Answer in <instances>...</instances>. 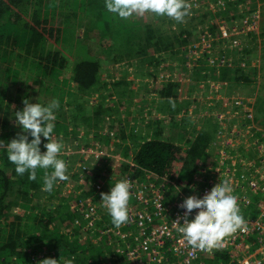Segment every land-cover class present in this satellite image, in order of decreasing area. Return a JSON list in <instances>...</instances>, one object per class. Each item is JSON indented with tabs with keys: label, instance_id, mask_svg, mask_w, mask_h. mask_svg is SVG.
Returning a JSON list of instances; mask_svg holds the SVG:
<instances>
[{
	"label": "trees",
	"instance_id": "1",
	"mask_svg": "<svg viewBox=\"0 0 264 264\" xmlns=\"http://www.w3.org/2000/svg\"><path fill=\"white\" fill-rule=\"evenodd\" d=\"M190 1L193 10H200L204 6L209 9L207 12L197 13L190 20L184 21V17L182 22H176L166 16H156L152 13L120 18L106 10L105 0H0V112L7 113V119L2 120L0 126V140L5 142L4 146L6 147L7 142L13 138H17L18 134H26L22 133L18 124H11V117H15L14 113L23 109V100H29L34 95L31 94L33 85L39 84L45 93L52 95L51 100L40 101V104L47 105L52 101L59 103L53 140L60 141L62 134L66 137L73 134V147L81 148L93 144L106 148L114 140L117 147H120L121 155L126 159L125 162H120L121 179L130 178L137 184L145 182L147 179L144 171L147 170L174 181L179 187L177 190L167 182V186H170L166 193L167 200L169 197L179 196L182 192L188 195L198 193L202 186L199 180L205 176L202 168L207 167L212 172L218 170L219 165L215 166L210 162L217 153L212 148L217 147L214 144L217 141L216 133L214 134L216 125L205 119L201 127H196L197 123L192 122L187 115L192 101L186 96L192 93L193 83L204 86L206 93L210 86L212 88L216 85L211 84L213 81L210 79L226 80L230 86H252L256 82V74L247 73L245 65H241L245 61L233 60L219 65L211 63L210 57L216 58L212 53L216 47L213 40L211 49L205 50L198 59V67L196 60H192L194 68L189 76L193 83L190 82L189 89L188 83L171 79L162 80L158 84L149 83L153 89L151 92L154 91L158 95V99L151 103L158 104V109L143 106L142 102H139L141 104L138 106H142L143 110L141 123L146 125V129L140 132V138L135 132L136 127L132 128V133L128 136L124 120L119 114L121 106L118 101L113 99V102L109 103L106 96L101 94V89L107 86L102 66L107 60H102L101 55L97 57L91 54L89 47L93 44L89 39L92 40V37L96 36L104 46L101 50L108 53L109 60L106 63L112 65L123 60H137V66H144L143 69L159 65L161 60L171 65L181 61L187 64L190 60L188 45L196 44L198 35L212 33L220 38L219 23L222 21L226 27L230 26V23L240 18L235 14L241 10L240 7L251 5L249 8L252 9L245 11L250 15L257 9L264 10L262 3L261 6L257 5V0ZM260 1L264 3V0ZM212 6L214 8H210ZM189 12L194 13L190 10ZM77 34L83 35L80 38ZM92 34L94 35L91 36ZM70 37L72 40H69ZM248 37H253L254 46H257L259 36L250 32ZM73 39H76L78 44ZM84 39L88 40V43L84 44ZM80 50L84 51L83 54H79ZM70 51L72 53H69ZM239 52L245 54V63L249 68H253L250 65L253 49L245 48ZM226 53V58L232 60L233 53ZM74 55L77 57L72 59L71 56ZM236 56L235 54L234 58ZM240 59H243L241 55ZM185 70L187 71V68ZM38 75H41L44 81L38 82ZM29 78H34V81L31 82ZM124 83H128L127 80L115 81V89L107 96L120 95V102L123 101L124 105L133 104L135 91L130 90L131 92L123 97L125 91L121 85ZM227 89L229 90L228 86ZM95 94L101 98L92 103L90 98ZM259 104L258 111L262 116L256 115V120L263 127L264 96ZM129 110L132 112L131 108ZM158 111H161L164 117H159L156 114ZM106 121H110L108 134L104 132L102 125ZM258 133L261 136L263 131ZM179 138L182 140L176 142ZM262 138L264 141V136ZM78 139L80 143L75 145ZM46 142L42 138V152L46 151L43 147ZM59 158L67 164L68 179L58 181L49 193L42 190L43 170H37L35 181L28 179V173L18 175L15 166L7 160L6 150L0 148V264H38L34 262L33 254L44 252L45 247L46 251L55 253L58 264H66L69 259L73 264H98L100 260L118 264L124 256L125 260L121 264L129 263L125 254L123 256L115 253L116 249L110 247V242L106 243V246L110 247L111 253L103 256L99 244L106 235L112 233L102 235L99 229L96 230V226L95 229L93 226H87L86 229L88 220L91 219L81 215L86 205L81 201L96 193L94 185L106 179L107 173L103 175V170L93 172L87 167L84 168V178L81 177V171L71 168L64 154ZM110 160L112 163L109 165L112 167L117 159L111 157ZM131 162L134 165L130 164ZM245 170L246 166H243L238 173ZM80 178H84V184H94L93 189L86 190L85 185L80 187ZM157 182L161 180L157 179ZM69 183L74 184L73 187H80L79 190L71 188L68 192H63L62 189L68 187ZM112 183H105L106 189L110 190ZM98 196L95 194L93 199L97 201L100 199ZM260 200L264 201V193L256 195L255 202L260 203ZM253 210L254 212L250 211L248 214L241 211V214L250 219L255 218L260 214V208L254 206ZM105 214L107 216L103 219L109 220L107 211ZM101 223L103 222L96 224ZM93 230H96L95 234L90 235ZM128 238L133 239L132 236ZM119 246L117 244V247ZM212 253L218 261L230 258L227 255L228 248L222 251L217 247Z\"/></svg>",
	"mask_w": 264,
	"mask_h": 264
},
{
	"label": "rangeland",
	"instance_id": "2",
	"mask_svg": "<svg viewBox=\"0 0 264 264\" xmlns=\"http://www.w3.org/2000/svg\"><path fill=\"white\" fill-rule=\"evenodd\" d=\"M186 4L188 5V14L185 16L186 19L184 21L190 20L193 16H196L197 13H202V12H207L209 9V7H203L200 10H193V6L191 1L189 0H185ZM258 5V3H257ZM262 5H264V3L262 2ZM199 6V5H197ZM246 6V5H244ZM249 7H240L241 10L236 11V16L240 17L237 18L236 20L233 21V23H230L229 25L231 26H241V24H243V22L245 21V18H248L249 20H251L253 18V16L255 14H248V12L245 11H249L251 10ZM211 8H214L213 6ZM190 11H194V13L189 12ZM256 13H259L261 15V21L260 24H258L256 26V28L254 30H251L250 32H255L257 34V46H254L255 43H253V37H248L244 36L241 37V44L240 46H235V47H230L227 43H225V41L220 40L219 38H215V43H216V47H214V51H212V53L214 55H216V58L212 59L213 57H210V60H213V64H218L219 63V59L218 57H226L228 52L233 53L232 55V61H237L239 60V62L241 61H245L247 63V59L245 54H241L239 51H241V49H253V52H251L252 54V60H251V66L253 68H249V65L246 64L245 62H242L243 64L241 65H245L244 67L247 70V73L250 75H255V79L256 82L252 85V86H233V85H226L229 87V90L227 89V87L225 88L226 91L225 92H220L217 95L215 94L214 96H211V89L215 90V91H219L220 87L219 85H215L212 88H210L208 91H206L205 94H203V86L199 85V84H195L194 85V96H186L188 99H190L192 102L195 99L201 98L202 100V104L199 105L194 114L191 116L190 118L192 120V122L197 123V125H202V121L204 122V120L208 117V112H206V107L207 104L209 105H217V103H219L221 105V107L218 109L220 112V118L224 119L223 121H225V126L223 129H220L219 132V136L222 138H226L227 139V143H224V140H221V142H219L216 146L217 149L221 148V147H226V149H228L230 151V154L232 155V158H230V160L228 161L229 165L231 168L234 167V164L236 161L239 162L241 161V163H238L235 166V171L238 172L241 167L245 166V164L242 163H246L247 167L246 170L244 172H241V181L242 184L245 187H249L252 186L251 181L253 182L255 180V178L258 179H264V167L261 166L262 164V159L264 160V141H262V135L259 136L258 131L261 132V128L258 127L257 125H255V123H252L251 121V117L256 118L255 115H259L258 117L262 116L261 112L258 111V105H260V101L262 100L263 96H264V10L259 9V11L257 10ZM245 14V15H244ZM243 15V16H242ZM216 21H219L218 19H216ZM251 22V21H249ZM56 23V22H55ZM220 26H224L223 22L221 21L219 23ZM83 34H77V36H81L82 37ZM94 34H92L91 36H93ZM77 37V38H79ZM80 37V38H81ZM94 37V38H93ZM92 40L91 38L89 39V41L91 43H93L92 45H90V50H91V54L97 56V55H101L102 60H107L106 62H108V56L104 50V52L101 50L102 48H104V46H102L101 41H98L96 39V36H93ZM201 37L202 35H198V37L195 39L196 40V44L191 45V48H189L190 45H188V49L192 50L191 51V56L189 58L192 57V55H198L195 60L200 59L201 55L204 53V49L203 47L200 48V46H198V44L201 42ZM69 40H72V37H70ZM74 42H77L76 39H73ZM72 41V42H73ZM213 41V40H212ZM240 43V40H238ZM84 44L88 43V40L84 39ZM230 44V42H228ZM100 46H102L100 48ZM187 46H185L186 48ZM63 49H65L63 47ZM79 54L82 53L83 54V50L78 51ZM99 52V53H98ZM198 52V53H197ZM201 52V53H199ZM69 53H72V51H70ZM101 53V54H100ZM200 54V55H199ZM237 55L236 58H234V55ZM240 55L241 57H243V59H240ZM77 56H71L72 59L76 58ZM98 57V56H97ZM111 57V56H110ZM215 57V56H214ZM169 58V57H168ZM218 61H215L217 60ZM221 59V58H220ZM225 61V59H223ZM226 60H229V58H227ZM231 60V59H230ZM214 61L216 63H214ZM103 62V69H104V77H105V81L107 82V86H105V89H101V94L103 93L104 96H106V100L109 103H112L113 99H116L118 101V104L121 106L119 109V114L122 117H126L129 113V111L125 108V105L122 102H120V95H109L107 96L108 93H110L111 91H113L115 89L114 87V82L115 81H120L122 79L127 80L128 83H124L121 85V88L123 89V91H125V94L123 97H125V95H127V93L131 92L130 90H134V98H138L144 96V94H148L149 92H151V87L148 86L150 82L156 83L158 80H178V81H185L186 76L191 74L190 72L192 71V69L194 68L193 66V62L190 59L187 64H184V62L181 61V63H177L176 65H174V63L171 65L168 62L165 64L163 60L159 61V65H153V66H148V73H150L151 75L145 73L146 71H144V66L142 68H140V66H136L133 67L134 69L129 70L127 68V64H126V60L120 61V62H116L115 65L109 64ZM170 66V67H167ZM250 66V67H251ZM185 68H187V71L185 70ZM252 70V72L250 71ZM66 75H68V73H66ZM129 75V77H128ZM253 78V77H252ZM31 82L34 81V78H29ZM38 82H42L44 81V79L41 77V75H38L37 78ZM193 81V80H192ZM222 84V83H220ZM42 86H40L39 84H34L31 94H34L29 101L31 103H40L43 101H46L47 99L51 100L52 95L49 94V92L45 93L46 91H43ZM186 88V87H185ZM189 89V88H188ZM231 93V95L229 96L228 94ZM220 94V95H219ZM222 95V96H221ZM201 96V97H200ZM34 97V99L32 100V98ZM216 97V98H215ZM101 97H99L97 94H95L94 96H92L90 98L91 102H97V100H99ZM211 99H213L211 101ZM229 100V101H228ZM137 101V100H136ZM198 101V100H196ZM205 106V108L199 110V107ZM212 105V106H213ZM195 107V106H194ZM193 110V108H192ZM7 113H3L0 112V126H1V122H3L2 120H6ZM11 114V113H9ZM123 114H125L123 116ZM159 117H164L163 113L161 111H158L156 113ZM182 118V117H180ZM12 123L11 124H15L16 119L15 117H11ZM17 124V123H16ZM129 125H131V127L133 128V126H135L136 130L135 132H139L140 133V128L137 125V123L135 121L132 122L130 121ZM133 125V126H132ZM197 127V126H196ZM212 130V128H211ZM1 132V131H0ZM137 133V135L139 134ZM180 133V131H179ZM73 135V134H72ZM72 135H69L66 137L65 134L61 135V140L60 142L63 143L64 147L62 149V152L60 153V155L64 154V157H67V161L69 163V165L71 166V168L75 171H81V177L86 176V172L84 170V168L90 167L91 170L93 172H96L97 170H105V173H107L106 179H104L106 182L110 183L113 182L112 184H114L117 180L121 179V171H120V165L122 163L120 162H125L126 160L122 159L121 161H119V164H112V167L109 165L112 163V161L110 160V158H108L107 156H100L99 158H96L95 156H90L88 153L84 152L86 155H82L83 153V147H73V139H72ZM253 138H255L253 140ZM93 149H99L100 147H93L91 146ZM103 148V147H102ZM214 148V147H212ZM105 150H103L104 153L110 155V157H114L116 154V152L114 151V149L119 150L120 147H106L104 148ZM82 151V152H81ZM119 153V152H118ZM66 154V155H65ZM74 160V162H73ZM221 160L220 155L216 154L215 157H212L210 159L211 163H213L215 166H217L218 161ZM133 163V162H132ZM242 164V166H241ZM84 170V172H83ZM145 175L148 173L147 170L144 171ZM94 174V173H92ZM84 178H80L78 183H80V187L82 185H85V189L87 190L88 188L93 189V185H88V184H84ZM162 179V178H160ZM103 180V182H104ZM132 181V180H131ZM234 181V180H233ZM105 183V182H104ZM74 184H70L69 186L62 189L63 192L65 191H69L71 190V188H74L75 190L77 189V191L79 190L80 187H73ZM236 185L240 186V183L236 182ZM95 186V185H94ZM64 187V186H63ZM96 190V193L94 192L93 195L87 196L85 197L84 201L82 202V204L87 203V201H93L98 203V205L100 206V217H98V219L96 220H92L93 224L96 222H103L101 224H96L93 226V228L95 229V226L100 229V230H104L102 231V235L108 234V230L112 231V227H110V224H107L105 222V220L103 218H105L107 215H104L106 209L102 208V203H101V193L103 191V193H108L110 190H108V188L106 189L105 185L101 190ZM82 191V189L80 190V192ZM78 194V193H77ZM96 195H99L98 197H100V199H97V201H95L96 199H93ZM131 198H133V196L131 195ZM134 199V198H133ZM133 200L130 199V202H132ZM254 210H247L245 211L247 214ZM83 215V214H81ZM83 217V216H82ZM86 225V229H87ZM132 227L126 226V225H121L117 230L123 233V232H130L132 229ZM120 229V230H119ZM96 230H93L90 235H94ZM120 232V233H121ZM111 233V232H110ZM113 233V231H112ZM101 235V234H100ZM97 236V235H96ZM109 243L110 247H113L115 250V253L117 252V244H119L120 246V250L121 249H126V245H127V241L122 238L117 236L116 234L113 233L112 234H108L103 238V241L100 242L99 246L100 249L103 253V256H108L111 253V249L110 247L106 246V243ZM44 250L46 251L47 248L45 247ZM40 251V250H39ZM49 253V250H48ZM38 259V255L37 253L33 254V257ZM34 260V259H33ZM124 261V258L121 262ZM36 263V261H34ZM99 264V263H98Z\"/></svg>",
	"mask_w": 264,
	"mask_h": 264
},
{
	"label": "built area",
	"instance_id": "3",
	"mask_svg": "<svg viewBox=\"0 0 264 264\" xmlns=\"http://www.w3.org/2000/svg\"><path fill=\"white\" fill-rule=\"evenodd\" d=\"M257 10L259 11V9ZM256 11L253 13L255 15L251 20L245 18V21L239 27L231 25L228 27L225 25L220 26V38L224 39L223 41L230 47L240 46L242 40L240 36H247L251 30H254L256 26L260 24L261 15L256 13ZM215 38L216 37L213 36L212 33L202 34L201 42L198 46H200V48L203 47L204 51H209L214 42L212 40H215ZM238 40H240V43ZM228 42H230V44ZM189 48H191V45ZM218 59L220 64L232 62L230 59L226 60V57H218ZM218 59L215 61H218ZM223 59H225V61ZM215 61L214 63H216ZM211 62H213V60H211ZM219 63L217 65H219ZM254 120V117H251L252 123H254ZM262 136H264V131ZM213 149L217 152L216 154L221 157V160L218 161V170L212 172L207 167L202 168V172L205 176L200 178L199 183L202 184L203 187L201 186L199 192L195 193V195H188L182 192L179 196L175 198L169 197V200H167L166 193L170 189V186H167V182L171 183V187H175L177 190H179V187L174 181L162 178L153 172H148L146 174L147 181L139 184L127 178L132 185L131 195L135 199V203L137 201V204L135 206L129 205V220L123 225L132 227V230L128 233H122L120 229V231L117 232V229H112L113 233L117 236L134 241L132 244L128 243L126 249L120 250V247L117 248L119 254L126 255V260L129 262L127 264H264V201L260 200V203H258V201L255 202L256 195L264 193V179L255 178L253 182L251 181L252 186L248 188L245 187L241 181L242 174L235 171V166L241 163V161L233 163L234 167L231 168L228 163L230 158H232L230 151L226 149V147H221L220 149L214 147ZM103 150L105 149L102 147L97 150L92 147H84L83 152H81L84 156L86 155L84 152H86L90 156H95L96 158L100 156L111 158L110 155L104 153ZM215 155H213V157H215ZM131 164L134 165L132 162ZM242 164H245L247 167L246 163ZM262 164L261 166L264 167L263 159ZM105 174V170H103V175ZM223 176L224 178H222ZM157 179H160L161 182H157ZM221 180L230 181L233 194L238 198L241 211L253 210L254 206H257L260 208V214H257L255 218L251 219L243 216L245 224L242 229L226 237L218 246L222 251L228 248L227 255H229L230 258L218 261V259H215L213 256V249L211 251H199L188 246L182 239L181 234L177 231L173 221H176L178 217H183L184 212L180 205L184 200L193 197L203 199L206 195L210 194L213 188L221 183ZM236 182H239L240 186L236 185ZM103 184L101 180L94 188L101 190L104 187ZM85 204L82 211L83 216L91 219L88 220L87 223V225L91 227L94 226L92 220H96L100 217V206L93 201H87ZM195 215L196 214L193 213V216ZM148 223H151V225H148ZM112 231L108 230V233H112ZM131 236L133 239L128 238ZM37 255L38 259L36 256L34 261L38 264H42L45 259L56 260V255L53 251H49V253L48 251L39 252ZM204 256L206 257L205 259ZM121 263L122 262L119 261L118 264ZM101 264L111 263L102 262Z\"/></svg>",
	"mask_w": 264,
	"mask_h": 264
},
{
	"label": "clouds",
	"instance_id": "4",
	"mask_svg": "<svg viewBox=\"0 0 264 264\" xmlns=\"http://www.w3.org/2000/svg\"><path fill=\"white\" fill-rule=\"evenodd\" d=\"M105 8L124 19L152 13L182 22L188 14L185 0H105ZM23 104V109L15 112L14 116L22 133L26 134H18L17 138L7 142L6 147L0 140V148L6 150L7 160L15 166L18 175L28 173V179L35 181L37 170H43L42 190L50 193L58 181L68 179L67 164L59 158L64 145L52 139L59 103L34 104L24 99ZM42 138L47 141L43 144L46 149L43 152L40 147ZM131 187L129 180L120 179L111 184L107 194L101 193L102 206L116 228L129 220ZM180 207L184 215L173 223L187 245L199 251L217 248L221 241L241 230L245 224L238 198L228 180H221L203 199L188 198ZM42 264H58V261L45 259ZM66 264H73V261L69 259Z\"/></svg>",
	"mask_w": 264,
	"mask_h": 264
},
{
	"label": "crops",
	"instance_id": "5",
	"mask_svg": "<svg viewBox=\"0 0 264 264\" xmlns=\"http://www.w3.org/2000/svg\"><path fill=\"white\" fill-rule=\"evenodd\" d=\"M257 3H258V5L259 6H261L260 4L262 3L260 0H257ZM259 8H261V7H259ZM189 53H190V56H191V50L189 51ZM200 55V54H199ZM198 55H192V57L190 58L191 60H195V59H197L196 57H197ZM175 62H177V61H175ZM179 63V62H178ZM126 64L128 65L127 66V68L129 69V70H133L134 68L133 67H136L137 65H138V61L137 60H131V61H126ZM196 65H197V67H198V65H200V64H198V60H196ZM138 67V66H137ZM144 71H146L145 73H147L148 74V67L146 68V69H144ZM128 77H129V75H128ZM192 78L189 76V75H187L186 76V79H185V81H181L182 83H188L189 85L187 86V88H190L191 87V85H190V82H192V80H191ZM211 81H213V82H211V84L212 83H215V84H217V85H219V87H220V89H219V91H215V90H213V89H211V91H210V93H211V96H214L215 94L217 95L218 93H220V92H225L226 91V85H227V81L225 80H221V79H218V80H214V79H210ZM176 81H178V80H176ZM217 81H219V82H217ZM158 82H162V80H158L155 84H158ZM193 83V82H192ZM218 83H222V84H218ZM193 85H195L194 83H193ZM209 85H210V83H209ZM228 85H229V83H228ZM149 86V85H148ZM226 86V87H225ZM151 87V86H150ZM152 88V87H151ZM210 88H211V86H210ZM151 90H153V89H151ZM227 92V91H226ZM194 86H193V90H192V93H190L189 94V96H194ZM203 94H205V90H204V86H203ZM220 95V94H219ZM231 95V93L229 94V96ZM222 96V95H221ZM201 97V96H200ZM202 98V97H201ZM201 98H198V99H195L192 103H191V107H190V110H189V112L187 113V115H189V117H190V115L192 116L193 114H194V112H195V110H196V108L199 106V105H201L202 104V101H205V100H202ZM216 98V97H215ZM154 99H158V95L157 94H155V92L153 91V92H150V93H148V94H144V96H142L141 95V97H138V98H134V103L133 104H129V105H125V108L129 111V113H128V115L125 117L124 115L125 114H123V116L124 117H122L123 118V123H124V125H125V129H126V131H127V133L129 134L128 136H130V133H132V127H131V125H129V123H130V121L132 122V124H133V121H135L136 123H137V125L139 126V128H140V130L141 131H144L145 129H146V125H144L143 123H141V119H140V117H142V115H143V110H142V106L141 107H139L138 105H140L141 103H139L140 101L142 102V104H143V106L144 105H148V106H153V107H157V105H153L152 103H151V101H153ZM137 100V101H136ZM196 100H198V101H196ZM213 99H211V101H212ZM205 102H207V101H205ZM158 103V102H157ZM210 104V103H209ZM209 104H207V107H206V112H208V117L206 118V119H208L209 121H211L212 122V124L215 126V132H214V134L216 133V138H217V141L216 142H214V144L215 145H217L218 143H219V141L221 142V140H224V143H227V139L226 138H222V137H220L219 136V130L220 129H223L224 127H226L225 126V121H223L224 119H222V118H220V112H219V108L221 107V105L219 104V103H217V105H209ZM219 104V105H218ZM195 106V107H194ZM129 108H131V111L132 112H130V110H129ZM192 108H193V110H192ZM203 108H205V106H203L202 105V107H199V110L198 111H200L201 109H203ZM157 109H158V107H157ZM256 116V115H255ZM257 116H259V115H257ZM255 120H254V123H255V125H257L258 127H260L262 130L261 131H264V126L262 127V125L256 120V118H254ZM110 120V119H109ZM109 122L110 121H106V123H104V124H102V125H104V132H106V134H108L109 133ZM15 125H16V122H15ZM133 126V125H132ZM133 127H135V126H133ZM197 127H201V125L199 126V125H197ZM212 128H214V127H212ZM0 131H1V127H0ZM140 131V132H141ZM258 132H260V131H258ZM82 134H83V132H81ZM137 133H139V132H137ZM136 134V133H135ZM138 137H140L141 138V135H140V133L138 134ZM255 138H253V140H254ZM180 140H182L181 138H179V140H177L176 142H178V141H180ZM173 141H175V140H173ZM77 144L75 143V145H79V143H80V140L78 139L77 141ZM91 146H93V147H98V145L97 146H95L94 144L93 145H91ZM90 146V147H91ZM109 147H117V145L115 144V141L114 140H112L111 142H110V145H109ZM114 151L116 152V154H114L115 155V158L117 159V162L116 163H114V164H118V162L120 161V160H122V159H124V160H126L125 158H124V156H122L121 155V153H120V151L119 150H117L116 151V149H114ZM119 152V153H118ZM131 164V163H130ZM104 182L105 183H107L105 180H104ZM103 182V183H104ZM104 183V184H105ZM103 184V185H104ZM130 199H132L133 201L132 202H129V205H136L137 204V201H136V203H135V199H133V198H130ZM102 206V205H101ZM102 208H104L103 206H102ZM106 212V211H105ZM104 215H106L105 213H104ZM109 216V215H108ZM105 220V222L107 223V224H110L111 226L110 227H112L113 229H118V228H116V227H114L113 226V224L111 223V219H110V217H109V220H107V219H104ZM97 229H99L98 228V226L96 227V230ZM100 230V229H99ZM101 232L102 231H104V230H100ZM105 234V233H104ZM102 262H104V260H100L99 261V264H101Z\"/></svg>",
	"mask_w": 264,
	"mask_h": 264
},
{
	"label": "bare ground",
	"instance_id": "6",
	"mask_svg": "<svg viewBox=\"0 0 264 264\" xmlns=\"http://www.w3.org/2000/svg\"><path fill=\"white\" fill-rule=\"evenodd\" d=\"M126 241H127V244L128 243H130V244H132L134 241H132V240H129V239H125Z\"/></svg>",
	"mask_w": 264,
	"mask_h": 264
}]
</instances>
